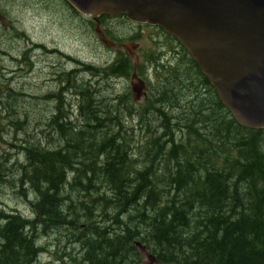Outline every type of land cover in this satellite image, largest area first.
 I'll use <instances>...</instances> for the list:
<instances>
[{"label": "trees", "instance_id": "obj_1", "mask_svg": "<svg viewBox=\"0 0 264 264\" xmlns=\"http://www.w3.org/2000/svg\"><path fill=\"white\" fill-rule=\"evenodd\" d=\"M111 26L110 40L121 42ZM178 46L156 66L159 88L139 109L126 93L103 95L109 77L136 71L150 83L120 49L108 64L68 61L55 72L53 90L35 97L52 105L42 140H21L24 163L0 151V186L26 196L31 210L0 209V264H34L44 236L70 247L77 264H141L133 240L161 264H264V129L239 126ZM71 66L91 81L73 82ZM65 91L80 96L75 119ZM6 97L18 125V102ZM125 115L137 119L139 139Z\"/></svg>", "mask_w": 264, "mask_h": 264}, {"label": "rangeland", "instance_id": "obj_2", "mask_svg": "<svg viewBox=\"0 0 264 264\" xmlns=\"http://www.w3.org/2000/svg\"><path fill=\"white\" fill-rule=\"evenodd\" d=\"M46 2L48 0H0V12L4 16V24H0V151L9 153L11 162L18 164L25 160L24 152L19 148L21 140H42V131L52 106L35 97L53 90L54 74L60 68L68 70L69 64H78L76 61L68 64L70 60L64 57L70 55L80 63L102 66L110 63L118 54L116 50H107L100 44L87 17H74V21L60 0H49L48 4ZM107 24H112L113 36L123 37L119 42L122 43L120 52L129 57L136 69L147 71L150 83L147 85L146 94L138 102L139 106L133 105L137 109L142 108L152 100L150 91L159 88V80H162V73L156 66L161 69V65L173 58L171 49L177 47V42L169 36H161L154 29L133 24L126 18L103 17L102 26L106 27ZM53 48L60 50L61 55L48 51ZM22 54L28 58L27 64L22 61ZM78 72L72 74L73 82L76 83V79L80 78L86 82L91 81L90 76L83 75V71ZM129 75L104 79L109 87L102 90L103 95L115 97L126 93L132 102ZM93 80L100 82L98 77H93ZM100 86L98 89L101 90ZM7 90L16 99L14 102H18L14 107L16 116L22 114V117H18V125L10 122L12 111L9 103L13 100L6 97ZM64 98L66 102L68 100L73 104L68 111L75 119V108L81 101L80 96L67 92ZM121 120L125 127L134 129L135 138L139 139L137 119L125 115ZM151 124L153 127L154 123ZM47 139V143L43 141L44 145L52 146V141L57 143L55 138ZM0 209L31 216L26 196L20 195L8 184L0 186ZM40 242L42 251L34 264H77V257L70 247L59 246L50 236L41 237ZM66 252L70 254L67 255Z\"/></svg>", "mask_w": 264, "mask_h": 264}, {"label": "water", "instance_id": "obj_3", "mask_svg": "<svg viewBox=\"0 0 264 264\" xmlns=\"http://www.w3.org/2000/svg\"><path fill=\"white\" fill-rule=\"evenodd\" d=\"M95 21L94 32L107 47L98 16L124 15L156 26L181 45L213 87L233 120L264 129V0H65ZM4 16L0 12V22ZM133 101L145 90L136 72L129 77ZM145 264H161L145 245L133 242Z\"/></svg>", "mask_w": 264, "mask_h": 264}, {"label": "flooded vegetation", "instance_id": "obj_4", "mask_svg": "<svg viewBox=\"0 0 264 264\" xmlns=\"http://www.w3.org/2000/svg\"><path fill=\"white\" fill-rule=\"evenodd\" d=\"M73 9V8H72ZM74 10V9H73ZM74 16H75V18L77 19V18H81L83 15H81L80 13H78V12H75L74 13ZM87 17V16H86ZM105 17L106 18H124L123 16H116V17H114V16H110V15H105ZM88 19H92L91 17H87ZM4 22V21H3ZM0 24H2V23H0ZM79 24V23H78ZM133 24H135V23H133ZM137 25H140V26H144V27H147V28H151V29H154V30H156V31H158L159 32V34L161 35V36H168V35H166L161 29H159V28H157V27H151V26H148V25H145V24H137ZM101 29H102V32L104 33V35L106 36V38H108V40H110V38H111V35H109V33H108V28L106 29V27H104V26H102V23H101ZM170 37V36H169ZM170 38H172V37H170ZM173 39V38H172ZM174 40V39H173ZM111 41V40H110ZM113 41V40H112ZM100 42V41H99ZM114 42V41H113ZM115 43V42H114ZM100 44L103 46V47H105V48H107V50H118L119 48H120V46H121V44L122 43H116L117 45H118V48H112V47H107V46H105L104 44H102L101 42H100ZM176 46L177 47H179L178 46V44H176ZM172 48L171 49V54H173V53H177L179 50H178V48ZM50 53H57V54H60L61 55V53L62 52H60V50H58L57 48H53V49H50V50H48ZM170 52V51H169ZM172 57H173V55H172ZM68 58H69V60H70V62L71 61H76V63H79L80 61L79 60H75L73 57H71L70 55H68ZM172 61H175L174 59L172 60ZM71 71H75V74H76V72H78L79 70H78V68H75L74 66L71 68ZM138 74V73H137ZM140 76V75H139ZM140 77H142V76H140ZM143 78V77H142ZM145 79V78H144ZM146 80V79H145ZM146 83H147V80H146Z\"/></svg>", "mask_w": 264, "mask_h": 264}, {"label": "bare ground", "instance_id": "obj_5", "mask_svg": "<svg viewBox=\"0 0 264 264\" xmlns=\"http://www.w3.org/2000/svg\"><path fill=\"white\" fill-rule=\"evenodd\" d=\"M133 242H139L141 245H144L142 242H140L139 240H133L132 241V244H133ZM133 246H134V244H133ZM135 247V246H134ZM147 248V247H146ZM135 249H136V247H135ZM137 250V249H136ZM149 251V250H148ZM150 252V251H149ZM136 253H137V251H136ZM138 254V253H137ZM139 256H140V263L141 264H145V263H143V259H142V256L140 255V254H138Z\"/></svg>", "mask_w": 264, "mask_h": 264}]
</instances>
